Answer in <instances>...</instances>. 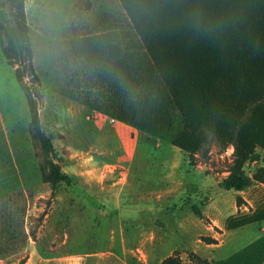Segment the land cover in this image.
Wrapping results in <instances>:
<instances>
[{
  "label": "rangeland",
  "instance_id": "obj_1",
  "mask_svg": "<svg viewBox=\"0 0 264 264\" xmlns=\"http://www.w3.org/2000/svg\"><path fill=\"white\" fill-rule=\"evenodd\" d=\"M24 10L36 78L25 62L22 81L60 169L73 181L51 188L41 179L43 154L0 37V264H20L31 253L43 264L45 256L119 246L140 240L141 229L165 236L160 208L191 212L206 188L214 194L211 185L226 169L231 146L220 151L212 143L207 159L197 155L191 165L166 139L169 129L150 132L109 113L122 102L131 117V96L113 88L115 78L133 85L132 76L150 75L149 63L133 67L137 57L148 58L118 0H24ZM110 46L118 48L122 65ZM255 155L244 163L246 172L260 162L261 153ZM173 177L193 184L158 199ZM174 224L166 223V237Z\"/></svg>",
  "mask_w": 264,
  "mask_h": 264
},
{
  "label": "trees",
  "instance_id": "obj_2",
  "mask_svg": "<svg viewBox=\"0 0 264 264\" xmlns=\"http://www.w3.org/2000/svg\"><path fill=\"white\" fill-rule=\"evenodd\" d=\"M118 1L148 58L142 62L137 57L133 67L149 63L150 75L147 79L132 76L134 83L128 85L117 83L114 74L113 88L131 96L127 106L131 117L122 102L109 113L150 132L169 129L166 139L187 154L190 164L197 155L207 159L212 143L220 151L230 145L226 173L217 181L224 189L238 191L254 182L264 183V165H256L250 174L244 170L246 161L257 158L258 148L262 150L258 160L264 161V0ZM0 37L2 55L14 65L29 127L43 154L40 177L51 188L61 182L70 184L73 178L60 169L56 150L22 81L25 62L36 78L24 0H0ZM111 53L115 64L122 65L116 46L109 47ZM241 201L236 194V204ZM190 207L200 216L196 204ZM199 238L214 241L210 236ZM187 256L193 264H210L194 252ZM160 264H180V257L174 251Z\"/></svg>",
  "mask_w": 264,
  "mask_h": 264
},
{
  "label": "crops",
  "instance_id": "obj_3",
  "mask_svg": "<svg viewBox=\"0 0 264 264\" xmlns=\"http://www.w3.org/2000/svg\"><path fill=\"white\" fill-rule=\"evenodd\" d=\"M256 151L262 155L261 149ZM256 165H264V161L260 160ZM253 169L247 173L250 174ZM220 172L221 176L214 179L211 185L214 194L209 193L204 181L201 182L206 193L198 207L200 217L192 209L191 212L181 210L178 213L177 208H173V211L164 206L160 208L165 236H155L153 231L141 229L143 237L140 240L122 241L119 246L113 244L45 256L42 257L45 260L43 264H160L162 257L174 251L180 257V264H193L187 256L189 251L205 258L210 264H264V183L254 182L238 191L219 189L217 181L225 175L226 170ZM172 180L163 182V185L170 183L172 186L163 187L158 199L167 198L170 191H177L186 182L193 184L184 177H173ZM236 194L242 198L239 204L235 202ZM202 218L206 220L205 223H200ZM169 220L175 224L170 229L172 236L166 237L169 232L166 223ZM200 235L210 236L214 241L206 242L199 238ZM38 261V257L31 253L20 264H42Z\"/></svg>",
  "mask_w": 264,
  "mask_h": 264
},
{
  "label": "built area",
  "instance_id": "obj_4",
  "mask_svg": "<svg viewBox=\"0 0 264 264\" xmlns=\"http://www.w3.org/2000/svg\"><path fill=\"white\" fill-rule=\"evenodd\" d=\"M111 119H113V118H111Z\"/></svg>",
  "mask_w": 264,
  "mask_h": 264
}]
</instances>
